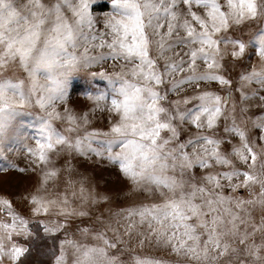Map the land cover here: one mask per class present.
<instances>
[{
    "label": "snow or ice",
    "instance_id": "6c2138e0",
    "mask_svg": "<svg viewBox=\"0 0 264 264\" xmlns=\"http://www.w3.org/2000/svg\"><path fill=\"white\" fill-rule=\"evenodd\" d=\"M0 160V264H264V0H0Z\"/></svg>",
    "mask_w": 264,
    "mask_h": 264
},
{
    "label": "rangeland",
    "instance_id": "374dc122",
    "mask_svg": "<svg viewBox=\"0 0 264 264\" xmlns=\"http://www.w3.org/2000/svg\"><path fill=\"white\" fill-rule=\"evenodd\" d=\"M96 3L99 5H105L108 6V0H96ZM96 11H104L106 10V7L104 8H97L95 9ZM85 80L82 79L80 76H74L72 78V80L70 81V92L72 93L74 99L72 101L73 104H78L82 101V97H79L80 92L82 91V89L85 87ZM77 97H79V99H77ZM23 119H25L26 121H31L33 120V117L28 115L27 113L23 114ZM25 131H27L29 133V135H32L34 133V129L32 128H25ZM32 143H34V141H30ZM0 164H3V160H0ZM21 166H23V163L21 162ZM4 179V174L2 171H0V181H3ZM9 182L10 183H15V177H9ZM4 190V185L2 183H0V192H2Z\"/></svg>",
    "mask_w": 264,
    "mask_h": 264
}]
</instances>
